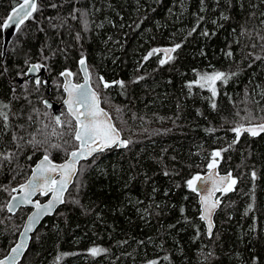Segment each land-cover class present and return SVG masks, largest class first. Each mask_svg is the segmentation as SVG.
Wrapping results in <instances>:
<instances>
[{"label": "trees", "instance_id": "obj_1", "mask_svg": "<svg viewBox=\"0 0 264 264\" xmlns=\"http://www.w3.org/2000/svg\"><path fill=\"white\" fill-rule=\"evenodd\" d=\"M21 2L0 0V257L29 211H7L12 188L40 156L59 162L77 146L70 115L57 124L43 100L61 99L60 71L84 57L128 145L80 163L19 264H264V132L233 131L264 123V0H37L2 56L3 21ZM163 45L171 59L148 56ZM32 63L49 87L18 82ZM216 72L227 82L213 97L194 76ZM213 159L236 183L207 235L187 181Z\"/></svg>", "mask_w": 264, "mask_h": 264}, {"label": "snow or ice", "instance_id": "obj_2", "mask_svg": "<svg viewBox=\"0 0 264 264\" xmlns=\"http://www.w3.org/2000/svg\"><path fill=\"white\" fill-rule=\"evenodd\" d=\"M37 3L36 0H23V3H20L18 7H14L12 12L8 15L7 19L3 21L2 27L7 29L10 27L12 23L15 24L16 29L18 30L20 25L24 23L25 20L32 17V14L37 11ZM178 48L179 45H176ZM176 49L164 50L166 55L169 52H174ZM157 49H153L152 52L148 54L151 56L155 54ZM231 55V53H228ZM148 56L145 59H148ZM171 59V57H168ZM166 60H161L160 63H166ZM81 65L84 64V60L80 61ZM40 65H32L29 68V72L38 71ZM62 76H70L71 73L64 72L61 73ZM201 80L205 83L212 85L210 90L212 91L213 97L216 95V90L214 84L216 81L223 80L225 83L227 82V77L222 72H216L212 75L204 74L201 76ZM37 84L40 83L39 80L36 81ZM199 83V81L197 82ZM108 84H105V87H108ZM203 86V85H201ZM65 91L68 92V99L65 100V104L68 108V114L75 120L74 127V138L79 142V148L76 151L70 153L68 160L61 165L53 164L47 155L44 156L43 160L39 165H37L36 169L33 171V177L26 185H21L20 190L24 191L28 189L25 196L21 198L19 203H32L30 197L35 194L37 188L39 187L38 180L43 178L45 188L41 190V194H46L47 192H52V199L45 205H40L36 203L34 206L37 209V213L31 217H29L30 223L26 227L25 233L21 235H25L28 231H31L32 224L37 222L39 216L42 214H49L55 204L63 203V192L67 188V185L70 181V178L75 175L76 172V163L78 159L86 158L96 151H103L105 148L111 147L112 145L126 146L127 142L119 140V133L116 128L109 122V118L107 113L104 112L103 109L99 107L98 98L94 92H89L86 88V85L76 86L65 84ZM215 107V104H213ZM7 119V117H4ZM57 123H60L59 117L56 118ZM71 126V123L70 125ZM236 133L237 140L241 132H247L252 136L259 135L264 132V124L258 125L256 127H237L233 129ZM95 145V147H93ZM213 158L220 156V152H213ZM216 165L215 159L213 162L208 165L210 169L214 168ZM58 172L61 176L59 181L51 180L46 175L47 173H56ZM253 177L255 178V173H253ZM231 179L230 175L227 178H221L220 184H224L227 180ZM201 180L200 176H195L192 179L187 181V185L193 191H196V183ZM236 181L231 180V184L235 185ZM214 190H220L218 184L214 182L213 184ZM224 191L232 190L231 187L223 189ZM15 191V189H13ZM211 196V193H209ZM16 198L13 197V200ZM201 202L203 205V212L200 217L201 220L208 221V231L211 234L212 224L210 221L211 211L217 206L219 201H215L213 203H209L208 197H201ZM12 210V206L9 205V211ZM22 247V245H17L16 248L13 249V252H18V250ZM104 251V249L100 248H92L90 252L92 255H98L100 252ZM0 264H4V261H0ZM154 264V262H153Z\"/></svg>", "mask_w": 264, "mask_h": 264}, {"label": "water", "instance_id": "obj_3", "mask_svg": "<svg viewBox=\"0 0 264 264\" xmlns=\"http://www.w3.org/2000/svg\"><path fill=\"white\" fill-rule=\"evenodd\" d=\"M21 3H23V2H21ZM15 7H18V5H16ZM12 9L10 10L9 14L12 12ZM15 29H16V27H15L14 23H12L9 28H7V29L4 28V43H3V48H2V56L5 54L8 42H9V40L11 38V35L15 31ZM170 49H173V46H164V45L163 46H159L157 48V50H160V51H157V54L163 56L165 59H168V57L171 56L173 52H169L166 55L164 50H170ZM82 59L84 60V64L83 65H81V63H80V61ZM78 63H79V70H80V73H81V80L78 83H75L73 81V78H72V73H71V71L69 69L61 70L60 71V77H61V88H62L63 93H64L63 99L59 103H56L50 96L47 95L45 97V99L43 100V103L46 104V105L52 106L54 118H55V120L57 122L56 118L59 117V119H60V114H61L60 107L62 105H64L66 110L68 111L67 105L65 104V100L68 99V92L65 91V87H64L65 84L68 83L70 86L71 85H76V86L86 85V88H87V90L89 92H94L96 94V97L98 98V102H99V107L101 109H103L104 112L107 113V116L109 118V122L116 128L117 132L119 133V140L127 142L126 143V146H127L128 145V140L125 137L122 136V134H121L120 130L118 129V127L113 123V120H112L109 112L106 110L105 107H103L101 105L99 94H98L97 90L91 84L90 76H89V73H88V66H87L86 59L84 57H81V58L78 59ZM32 65H40L41 67L39 68L38 71L29 72V68ZM64 72L71 73V75L70 76H62L61 73H64ZM40 75L43 76L44 83H46L47 86L49 87V79H48L47 70H46L45 65H43V64H37V63L30 64L28 66L27 70H26V74L24 76H22V77H19L17 80H18L19 83H21L24 80L31 79V78H33L35 81H37L39 79ZM47 93H49V89H48ZM71 119L73 120L72 117H71ZM73 122H74V125H75V120H73ZM261 124H264V123L248 124V125H242L240 127H244V128L256 127V126L261 125ZM73 137H74V134H73ZM126 146L112 145L111 147L125 148ZM93 147H95V145H93ZM78 148H79V142L77 141V146L75 148H73L70 151V153L73 152V151H76ZM96 152H99V151H96ZM96 152H93L91 155L87 156L86 158H81V159H87V158H89L90 156H92ZM70 153H69V155H70ZM45 155H42V156H40L37 159L36 163L32 166L31 172L26 177L25 181L22 184L18 185L17 187L12 188V194L9 196V198L7 200L6 209L11 214H14L16 212V210L19 207H21V206H28V207H31V209H30V211L28 212V214L26 215V217H25V219L23 221L22 227L20 229V232L18 233L16 241L14 243H12L10 245V247L8 248L7 252L2 257H0V261H4V264H19L22 261L23 257L25 256V254L27 253V250L29 248L31 237H32L33 234L36 233V231L39 228L40 224L42 223L43 219L47 215H51L56 208L60 207L63 204V203H57V204H55V206L53 207L52 211L49 214L40 215L38 221L32 224L31 231H28L25 235H21L22 233H25L26 227L30 223L29 217H31V216H33V215H35L37 213V209H36V207L34 205L36 203H39L40 205H45L52 199V196H53L52 192H47L46 194H43V195L41 194V190L45 188L44 180H43V178H41V179L38 180L39 187L37 188L35 194H33L30 197L32 203H19L21 198H23L25 196L26 192L28 191V189H25L24 191H21L20 190L21 185L28 184V182L33 177L34 169H36L37 165H39L41 163V161L43 160ZM48 158L53 164L61 165V164H64L68 160L69 156H68V158L66 160H64L61 163H55L49 156H48ZM81 159H78V161L81 160ZM78 161H77V163H78ZM77 163H76V166H75L76 167L75 175L77 173ZM46 175L50 178L49 183L51 182V180L59 181L61 179V176H60V174L58 172H56V173H47ZM75 175H73L70 178V181H69V183L67 185V188L63 192V201H64V197H65V195H66V193L68 191V188L74 182ZM229 175L231 177V174L229 172H221V171H219L217 165H215V167L212 168V169L207 168L203 173L198 175V176L201 177V180L197 181V183H196V189L197 190L194 191V192L197 195V200H198L199 209H200V217H201L202 212H203V205H202V202H201V197H208L210 204L215 202V201H219L217 206L211 211V214H210V217H209L210 221H211V224H212L211 233H212V230L214 228L215 213H216V210L218 209V207L220 206V202H221V200L218 197V193L220 191H222L223 189H225L229 185L231 179L227 180V182L224 183V184H220V180H221V178L229 177ZM214 182L219 185L220 190H214V188H213ZM13 189H15V191H13ZM209 193H211V196H209ZM36 195L41 196L43 198L42 201L32 200ZM13 197H15L16 199L13 200ZM9 205L12 206V210L11 211H9ZM203 222H204V225H205V229H206L207 235H210L209 231H208V221L203 220ZM17 245H22V247L18 250V252L14 253L13 249L16 248Z\"/></svg>", "mask_w": 264, "mask_h": 264}, {"label": "bare ground", "instance_id": "obj_4", "mask_svg": "<svg viewBox=\"0 0 264 264\" xmlns=\"http://www.w3.org/2000/svg\"><path fill=\"white\" fill-rule=\"evenodd\" d=\"M36 1H37V0H36ZM3 43H4V40H3ZM41 76H42V75H40L39 78H40ZM99 97H100V96H99ZM54 101H55L56 103H59V101H56V100H54ZM44 105H45L46 107H49V108L51 109V112H52V115H53V118H54V114H53L52 106H50V105H46V104H44ZM60 109H61V111H62V109H64V110L68 113V111L66 110V108H65L64 105H62V106L60 107ZM109 114H110V113H109ZM110 116H111V115H110ZM111 118H112V117H111ZM54 120H55V118H54ZM112 120H113V119H112ZM55 122H56V121H55ZM56 123H57V122H56ZM113 123H114V122H113ZM57 124H58V123H57ZM120 132H121V131H120ZM121 134H122V133H121ZM122 136H123V135H122ZM111 148H114V147H108V148H105L103 151L108 150V149H111ZM116 148H117V147H116ZM118 149H121V148H118ZM103 151L96 152V153H94L92 156H90V157L87 158V159H81V160H79L78 163H77V173H78V168H79V165H80L81 162L86 161V160H89V159L93 158L95 155H97V154H99V153H101V152H103ZM69 153H70V152H69ZM68 156H69V154H68ZM68 156H67L64 160H66V159L68 158ZM64 160L59 161V162H58V161H54V160H53V161H54L55 163H61V162H63ZM36 161H37V160H36ZM36 161H35V163H36ZM35 163H34V164H35ZM34 164H33V165H34ZM33 165H32V166H33ZM31 168H32V167H31ZM30 172H31V170H30ZM30 172H29V173H30ZM77 173H76V175H77ZM28 175H29V174H28ZM28 175H27V176H28ZM76 175H75V177H76ZM74 179H75V178H74ZM23 182H24V181H23ZM23 182H21L20 184H22ZM20 184H18V185H20ZM18 185H17V186H18ZM17 186H16V187H17ZM14 188H15V187H14ZM69 188H70V187H69ZM69 188H68V189H69ZM39 197H40L39 195H36L32 200H39V201H42V199H40ZM20 208H29V211H30V209H31V207H28V206H21V207H19L18 209H20ZM18 209H17L16 211H18ZM56 209H57V208H56ZM56 209L53 211V213L56 211ZM7 211H8V210H7ZM29 211H28V212H29ZM15 213H16V212H15ZM53 213H52V214H53ZM27 214H28V213H27ZM27 214H26V215H27ZM52 214H51V215H52ZM47 216H50V215H47ZM25 217H26V216H25ZM25 217H24V219H25ZM22 224H23V223H22ZM21 227H22V226H21ZM20 229H21V228H20ZM19 232H20V230H19ZM19 232H18V233H19ZM33 235H34V234H33ZM33 235H32V237H33ZM17 236H18V234H17ZM32 237H31V239H32ZM16 238H17V237H16ZM15 241H16V240H15Z\"/></svg>", "mask_w": 264, "mask_h": 264}, {"label": "flooded vegetation", "instance_id": "obj_5", "mask_svg": "<svg viewBox=\"0 0 264 264\" xmlns=\"http://www.w3.org/2000/svg\"><path fill=\"white\" fill-rule=\"evenodd\" d=\"M89 71V70H88ZM48 73V72H47ZM72 73V78H73V81L75 82V83H78L80 80H81V73H80V70H79V63H78V61H77V67H76V69L74 70V71H72L71 72ZM59 75H60V73H59ZM31 79H33V78H31ZM40 79V78H39ZM38 79V80H39ZM48 79H49V76H48ZM35 81V80H34ZM42 81H44V80H42ZM23 82V81H22ZM36 82V81H35ZM50 82V81H49ZM60 84H61V77H60ZM105 84H107V82L105 83ZM93 86V85H92ZM103 88H107V87H105V85H101ZM94 87V86H93ZM109 87V86H108ZM95 88V87H94ZM96 89V88H95ZM97 90V89H96ZM97 92H98V94H99V91L97 90ZM63 95H64V93H63ZM63 95H62V97H61V99L59 100L58 99V101L60 102L62 99H63ZM100 96V95H99ZM51 97V96H50ZM54 100V99H53ZM100 101H101V96H100ZM101 105H102V103H101ZM107 110V109H106ZM60 112H61V109H60ZM62 119H63V114H62V112H61V114H60V123H62L63 121H62ZM56 121V120H55ZM60 123H58V124H60ZM25 181V180H24Z\"/></svg>", "mask_w": 264, "mask_h": 264}, {"label": "rangeland", "instance_id": "obj_6", "mask_svg": "<svg viewBox=\"0 0 264 264\" xmlns=\"http://www.w3.org/2000/svg\"><path fill=\"white\" fill-rule=\"evenodd\" d=\"M158 55H159V54H158ZM160 57L163 58V56H161V55H160ZM206 74H208V75H212L213 73H206ZM202 76H203V75H202ZM198 81H199V83H197ZM194 82H196L197 84H202V85H204V86H207L208 88H210V87L212 86V85H210V84L205 83L204 81H202V80H201V76H194ZM92 84H93V83H92ZM97 89H98V87H97ZM98 90H99V89H98ZM61 112L66 113V112L64 111V109H62ZM118 115H119L120 118H121V115H122V114L118 112ZM111 117H112V116H111ZM63 120L66 121V123H68V124L70 123L69 120L66 119V118H64V117H63ZM113 122H114V121H113ZM61 124H62V123H61ZM154 129H157V128H154ZM73 133H74V130H72V134H73ZM15 186H16V185H15ZM218 194H219V193H218ZM218 197H219V196H218Z\"/></svg>", "mask_w": 264, "mask_h": 264}]
</instances>
